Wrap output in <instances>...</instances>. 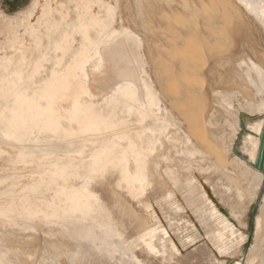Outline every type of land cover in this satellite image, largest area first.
Returning a JSON list of instances; mask_svg holds the SVG:
<instances>
[{
	"label": "rangeland",
	"instance_id": "rangeland-1",
	"mask_svg": "<svg viewBox=\"0 0 264 264\" xmlns=\"http://www.w3.org/2000/svg\"><path fill=\"white\" fill-rule=\"evenodd\" d=\"M99 1L105 5L101 25L92 15ZM161 4L143 0L142 18L136 15L135 0H0V250H21L0 252V264L259 260V245L256 251L251 248L256 245L258 220L264 230V187L252 192L259 194L252 201L244 175L228 161L237 156L248 159L244 138L248 132L258 136L248 123L262 122L264 112L242 105L257 95L245 87L250 83L235 61L230 69L237 84L228 90L237 91V98L231 109L224 104L229 109L224 118L238 120L239 134L224 162L226 168L215 171L213 159L188 135L185 120L154 90L150 55L161 52L166 57L153 42L160 36L151 30L159 23L166 25L158 16ZM45 16L53 20L44 21L40 30ZM51 23L62 25L64 35L49 43V31L56 29H50ZM125 36L138 39L137 68L127 61L115 73L105 68L101 76H92L110 62L112 46ZM232 36L238 42H255L264 52V34L251 18L246 16L240 32L233 30ZM146 38L153 41L145 43ZM233 51L235 46L226 52ZM247 55H253L249 49ZM253 58L264 67V58ZM117 63H123L121 57ZM126 71L137 88L125 86L133 83L121 75ZM227 71L223 68L222 77L215 76L217 83L209 84L208 75L204 84L215 105H221L215 87L229 86ZM73 109L80 117L77 131ZM170 132L173 138L167 140ZM160 153L164 154L154 162ZM94 162L109 170L111 185L76 175ZM155 164L159 171L152 174ZM230 186H240L243 203L224 197L222 192ZM116 197L131 203L133 217L123 204L118 210ZM210 205L227 221L219 219ZM234 228L237 238L229 235ZM217 235L223 237L215 244L212 237Z\"/></svg>",
	"mask_w": 264,
	"mask_h": 264
},
{
	"label": "bare ground",
	"instance_id": "bare-ground-1",
	"mask_svg": "<svg viewBox=\"0 0 264 264\" xmlns=\"http://www.w3.org/2000/svg\"><path fill=\"white\" fill-rule=\"evenodd\" d=\"M135 1L138 8L136 15L143 18V16L146 15V11L143 7V0ZM155 1L160 4L161 2L165 4V6L162 4L158 5L157 9L159 11L158 16L166 20V25L165 27L161 23L154 25L151 29L152 33H154V36L158 35L160 37H157V39L155 38V41L146 38L145 43L153 41L157 49L160 48V50L165 52L166 57L161 52L154 57L150 55L154 62L153 74L156 80L154 90L159 92V98H161L162 101H166L168 105H171L172 108L176 109L178 111L177 113H179L182 119L185 120L187 123L188 135L193 137L196 144L213 159L215 163V171L222 170L223 168H226L224 162L225 160L227 162V156L229 155L228 152L232 150L239 134L237 127L238 120H234L235 123H233L228 118H224L226 114L228 115V110L233 107L232 102L237 98V91L228 90L232 83L237 84V76L231 73L230 69L235 61L238 60V65L244 70L245 76L250 83V85L245 87L250 88V90L257 95L256 99L251 100L250 98L249 102L246 101V103L242 105L249 107L252 111L264 112V67L253 58L257 56L260 58L261 56L263 59L264 52L257 48L255 42L251 43V41L247 39H241V41L238 42L233 40L232 36L233 30L240 32V26L245 23L246 16L249 19L251 18V20H254L260 26L262 34H264V0ZM33 7H35V5H33ZM104 12L105 5H103L102 1H99L93 9L92 15L97 16L100 25L103 21V15H105ZM51 20L53 19L46 16L42 17L39 23V29H43V25L45 24L44 21ZM143 25L146 26V23ZM55 27L56 25L51 23L50 29ZM101 30L102 27L100 26L99 34ZM46 31L47 30H44L43 33ZM63 35L64 28L62 25H59L55 30L49 31L48 42L51 43L50 39L58 41ZM96 36L98 38L97 33ZM162 38H164V40H162ZM136 40L138 39H130L125 36V38H122L118 44L116 43L115 46H112V53L108 56L110 62L105 64L103 70H99L96 75L92 74V76H101L105 71V68H107L106 70L108 72L115 73L116 70L119 71L118 67L120 68L126 65L127 63L125 62L127 61L132 62L134 68H137L135 64V61L137 60L136 48L138 46L136 45ZM224 45H228V47L225 48ZM232 46L236 47V53L234 51L232 53L226 52L229 51V48ZM247 49L252 52V56H244L245 50ZM116 53L119 54L117 60ZM120 57L122 58L123 63H117L120 60ZM67 59L69 60V57ZM223 68L228 70V75H231L230 79L228 78L229 86L224 87L228 91H225L224 88H220L219 86H216V89L214 88L218 96V103H220L223 106L222 107L221 105H215L216 102L212 100L211 93L210 96L207 94V89L204 84L207 81L208 75L211 76L209 84L212 81L217 83L218 79L222 77L221 70ZM233 71L235 72L236 70ZM237 72L239 71L237 70ZM121 75H123L125 79L128 77V80H133V83H129L128 81L130 86H128V84L125 85L127 89L131 87L137 88L135 79H133L128 71ZM135 75L137 76V79H139V73L135 71ZM216 75H218L219 78L215 77ZM138 85L139 90L142 91L141 85L139 83ZM225 103L229 105V109H224V107H227L224 105ZM73 113H75L74 121L76 123L73 125V128L77 131L81 129V123L79 122L80 117H77L75 109H73ZM229 115L231 116V114ZM248 126L250 128H255L258 132L257 137L248 132L244 138V150L248 155V159L237 156L235 160H231V162L228 161V163H231L232 165L234 164V167H237L239 173L244 175V181L247 184L246 187L250 190L249 195L252 197V201H255L259 194L253 196L252 192L256 189L259 193L262 187H264V167L257 165L264 129V120L260 123H256V125L249 122ZM228 128H230L231 133H229L230 135L227 137L226 134H224V131ZM191 137H188L190 141ZM165 138L171 140L173 138V133H167ZM201 153L204 154L202 151ZM162 154L155 155L154 162ZM151 161L153 163V156ZM152 163L150 162L149 167ZM86 167L87 168L84 171L76 175L83 176L85 179L88 177L101 178L103 182L111 185V181L107 177L110 174L109 170L102 169L98 162H94ZM158 171V166L155 164L151 173L156 174ZM229 189L234 191L236 195L229 190L228 192H222L224 197L228 199L230 198V201H236L237 204L243 203V198H245V196L240 191V186H230ZM31 195H33V193H31ZM199 199L203 202V198H197V200ZM206 200L207 198L204 200V203ZM115 203L117 204V208L120 204H123L122 206L126 209L127 214L130 216L132 215V217L134 216L135 210L134 208L130 209V202L116 197ZM211 209L217 213L219 219L223 220V222L227 221L223 218L222 213L218 209L213 207ZM118 210L120 211V206ZM261 213H263L262 219L264 221V199ZM261 225V221L258 220L255 238L256 245L251 248L253 251H256L258 250L257 245H259V260H256L255 264H264V230H261ZM229 235L237 238L239 235L238 230L234 228ZM221 237L223 236L221 235L219 237L217 235L212 237L213 243L219 242ZM240 241H242V238ZM0 252L18 253L21 252V250L9 248L2 249Z\"/></svg>",
	"mask_w": 264,
	"mask_h": 264
},
{
	"label": "water",
	"instance_id": "water-1",
	"mask_svg": "<svg viewBox=\"0 0 264 264\" xmlns=\"http://www.w3.org/2000/svg\"><path fill=\"white\" fill-rule=\"evenodd\" d=\"M257 165L264 167V129H263V134H262V141H261V145H260Z\"/></svg>",
	"mask_w": 264,
	"mask_h": 264
}]
</instances>
